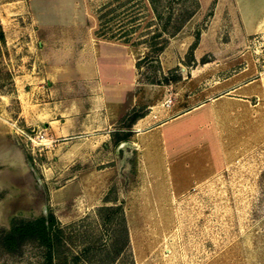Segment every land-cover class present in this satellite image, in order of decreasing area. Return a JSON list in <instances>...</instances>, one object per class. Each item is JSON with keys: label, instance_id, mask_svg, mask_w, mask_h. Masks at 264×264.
<instances>
[{"label": "rangeland", "instance_id": "rangeland-1", "mask_svg": "<svg viewBox=\"0 0 264 264\" xmlns=\"http://www.w3.org/2000/svg\"><path fill=\"white\" fill-rule=\"evenodd\" d=\"M235 10L0 0V264H47L39 238L1 241L43 204L54 264H264V30ZM100 40L121 53L86 70ZM111 105L112 122L69 129L68 114ZM173 115L167 132L134 136L137 118Z\"/></svg>", "mask_w": 264, "mask_h": 264}, {"label": "crops", "instance_id": "crops-1", "mask_svg": "<svg viewBox=\"0 0 264 264\" xmlns=\"http://www.w3.org/2000/svg\"><path fill=\"white\" fill-rule=\"evenodd\" d=\"M232 4H235V13L239 14V19L244 28L264 30V0H232ZM122 45L124 44H120L115 40H100L96 42L94 48V52L96 53L95 62H92L89 59L85 64L86 70L91 71L95 68L98 71V69H100V63H98L99 58L105 57L110 58V60L118 58V55L121 53L120 46ZM123 49L126 53L128 52L126 48ZM118 98L119 96L116 94L113 99L116 101ZM92 111L68 114V121L66 120V122H69V125L73 126H70L69 129L80 132L83 131V129H86L88 125H104L112 122L119 113L117 106L114 107L113 105L109 108L105 107L104 109L95 110L93 113ZM179 119L180 115H173L168 119L157 122L154 125H144L147 122L145 121V117H139L132 123V131L134 132V136L138 138L142 137L146 133L156 135V131L159 132L161 130L167 132V130L171 129L178 123L177 121ZM178 137L179 134L176 133H164V138L162 140L171 141L173 139H177Z\"/></svg>", "mask_w": 264, "mask_h": 264}, {"label": "trees", "instance_id": "trees-1", "mask_svg": "<svg viewBox=\"0 0 264 264\" xmlns=\"http://www.w3.org/2000/svg\"><path fill=\"white\" fill-rule=\"evenodd\" d=\"M125 137H120L123 139ZM59 229L54 228V216L48 211L47 223L43 216L31 219H14L3 231L1 241L8 248H14L26 238H39L47 246V264L53 263L54 244L60 241Z\"/></svg>", "mask_w": 264, "mask_h": 264}, {"label": "water", "instance_id": "water-1", "mask_svg": "<svg viewBox=\"0 0 264 264\" xmlns=\"http://www.w3.org/2000/svg\"><path fill=\"white\" fill-rule=\"evenodd\" d=\"M129 143H130V142L127 141V140H122V141H120L119 144L117 145V149L120 148V147H122L123 145H127V144H129ZM26 161H27V166H29L30 168H32L31 162H30L28 159H27ZM33 174H34L35 179H32V182H33L34 184H36L37 181L40 182V178H39V176L37 175V173L33 171ZM37 185H38V187L40 186V188H42V185H41L40 183H37ZM21 186H22V185H21ZM41 216H43V217L45 218V223H47L48 209H46L45 204H43V210H42V214H41Z\"/></svg>", "mask_w": 264, "mask_h": 264}]
</instances>
